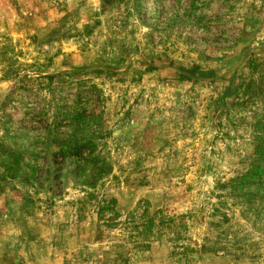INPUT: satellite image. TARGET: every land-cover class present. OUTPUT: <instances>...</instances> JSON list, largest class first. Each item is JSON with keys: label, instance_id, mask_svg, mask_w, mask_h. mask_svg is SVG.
Here are the masks:
<instances>
[{"label": "rangeland", "instance_id": "374dc122", "mask_svg": "<svg viewBox=\"0 0 264 264\" xmlns=\"http://www.w3.org/2000/svg\"><path fill=\"white\" fill-rule=\"evenodd\" d=\"M264 0H0V264H264V60L211 78ZM180 72V73H179Z\"/></svg>", "mask_w": 264, "mask_h": 264}, {"label": "water", "instance_id": "95a60500", "mask_svg": "<svg viewBox=\"0 0 264 264\" xmlns=\"http://www.w3.org/2000/svg\"><path fill=\"white\" fill-rule=\"evenodd\" d=\"M264 18V16H263ZM260 22L246 19L242 25L240 38L234 47L228 50V57L217 60L218 68L211 70V78H198L192 75L180 73L184 78L179 82L190 83L193 87L198 83L222 82L224 89L221 91L219 104L225 110L226 103L231 102L236 96V83L240 69L249 60L251 55L264 60V35L259 36Z\"/></svg>", "mask_w": 264, "mask_h": 264}]
</instances>
